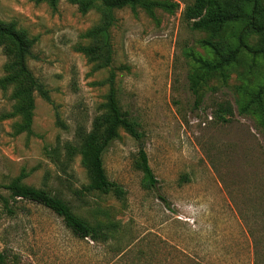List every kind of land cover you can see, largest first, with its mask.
Returning a JSON list of instances; mask_svg holds the SVG:
<instances>
[{"label":"rangeland","instance_id":"rangeland-1","mask_svg":"<svg viewBox=\"0 0 264 264\" xmlns=\"http://www.w3.org/2000/svg\"><path fill=\"white\" fill-rule=\"evenodd\" d=\"M155 1L173 6L150 14L142 6L109 10L95 0L84 13L70 0H58L56 9L45 0H0V20L34 40L27 67L49 97L32 90L28 125L30 82L15 76L13 47L0 43L4 264H264V111L251 104L240 113L259 90L264 101V56L251 51L263 48L264 36L249 32V47L225 74L201 82L196 104L189 85L205 72L198 59L215 56L205 42L237 48L245 21L219 32L193 29L184 12L194 0ZM217 2L236 8V0ZM111 85L121 110L139 124L158 182L150 186L140 142L120 127L103 162L122 198L88 189L82 161L83 136L106 112ZM226 106L233 114L223 121L216 112ZM20 175L91 225L116 229L107 239L76 235L52 210L3 187Z\"/></svg>","mask_w":264,"mask_h":264},{"label":"trees","instance_id":"trees-1","mask_svg":"<svg viewBox=\"0 0 264 264\" xmlns=\"http://www.w3.org/2000/svg\"><path fill=\"white\" fill-rule=\"evenodd\" d=\"M43 1V0H37ZM49 5L56 9L58 0H45ZM73 3L79 4L82 12H87L89 9L96 6L95 0H70ZM239 0H236V8L222 9L217 0H194V2L188 5L184 12V18L191 24L193 29H212L219 32L224 26L237 22L240 20L245 21V25L239 34V46L236 48H230L226 52L218 49L217 46L211 42H205V45L211 50L215 51V56L212 60H205L203 58L198 59L201 63V67L204 69L202 76L193 78L190 82L189 88L195 96V102L198 98V89L202 81L210 77L211 73L219 72L225 74L227 68L232 66L240 49L243 47H249L246 39L249 32H256L264 36V5L262 0H243L241 6ZM249 5V11L245 9V5ZM142 6L150 14H153L154 8L163 7L171 9L172 4L167 2H159L155 0H104L98 7H107L109 10L113 8H120L124 6ZM0 43H9L13 47V65L16 67L17 72L15 76H22L30 82L25 94L28 99L27 107L25 108V115L27 118V124L32 122V109L34 106L33 91L38 89L41 95L46 99H49L47 92L37 84L33 74L27 67V60L32 55L33 39H30L24 31H20L16 28L14 22L4 23L0 20ZM255 54H261L264 56L263 48L251 50ZM110 60L109 51L107 53ZM113 82V78H111ZM262 90L256 92L250 99V102L240 109V113L246 114L249 112V106L254 104L256 108L264 111L263 108ZM107 110L100 116H98L93 125V129L83 136L84 148L82 150V161L88 168L91 175V183L88 186L90 190H97L102 192H111L117 198H122L125 195L123 189L117 184L108 179L105 169L103 156L113 139L118 135V130L123 127L129 134L137 141H141L142 135L139 130L138 122L131 117L127 111H122L119 107L117 100V93L111 85L108 96ZM227 113V114H226ZM233 114V110L230 106L219 108L216 112V117L223 121H228V116ZM140 142L139 149V165L143 170L147 181L150 186L155 187L157 185V179L149 163L148 154ZM23 175L12 182L5 184L3 187L15 197H19L37 204H41L48 209L55 212L57 215L63 218L66 226L70 228L76 235L92 239H97L99 233L104 234L105 238H109V231L116 229L115 223L98 224L96 226L91 225L87 220L78 216L72 209V207L62 198L53 195L49 191L41 188H34L28 186L22 182ZM107 231V232H106ZM104 238V239H105ZM5 255L0 253V264L5 263Z\"/></svg>","mask_w":264,"mask_h":264}]
</instances>
